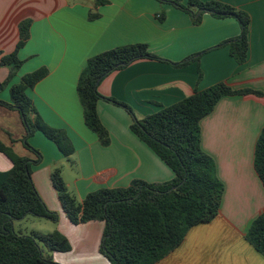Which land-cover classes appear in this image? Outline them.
I'll return each mask as SVG.
<instances>
[{
  "label": "crops",
  "instance_id": "obj_1",
  "mask_svg": "<svg viewBox=\"0 0 264 264\" xmlns=\"http://www.w3.org/2000/svg\"><path fill=\"white\" fill-rule=\"evenodd\" d=\"M216 1L250 17L248 53L242 64L227 46H219L239 34L232 17L204 13L194 24L188 12L162 0H0L1 55L14 51L19 23L30 20L29 37L17 52L22 65L0 90V101L10 103V85L45 67L47 74L25 92L42 120L64 130L74 148L71 164L42 133L27 139L41 154L39 162L31 165L33 184L46 207L58 213L46 233L58 230L70 244L69 251L50 253L55 262L110 264L99 250L104 222L71 223L51 185V170L60 168L68 190L79 201L99 188L125 187L132 179L169 181L170 168L131 131L133 116L142 118L195 89L222 82L262 94L224 96L200 121L201 149L213 159L224 188L219 212L209 222L191 227L181 243L154 264H264L263 255L245 239L251 222L264 212V188L253 165L255 143L264 127V0ZM134 43L147 44L157 58L136 59L99 83L100 95L124 103L131 111L98 100L97 113L110 137L109 144L102 146L84 124L76 92L78 75L89 57ZM193 56L197 61L190 60ZM187 59L184 66L177 65ZM8 73L7 67H0V82ZM23 135L19 113L0 104V140L19 156L35 158L23 145ZM11 166L0 153V170Z\"/></svg>",
  "mask_w": 264,
  "mask_h": 264
},
{
  "label": "trees",
  "instance_id": "obj_2",
  "mask_svg": "<svg viewBox=\"0 0 264 264\" xmlns=\"http://www.w3.org/2000/svg\"><path fill=\"white\" fill-rule=\"evenodd\" d=\"M162 1L188 12L194 24L200 23L204 13L216 18H234L239 24L238 36L219 46H227L238 64L246 61L250 23L247 12L216 0ZM159 19L163 16L159 15ZM29 27V19L21 21L14 51L0 54V67H7L9 71L7 78L0 82V90L9 84L22 65L17 52L29 37ZM197 56L190 60L197 61ZM140 58L157 57L149 52L145 43L126 44L89 57L79 72L76 92L83 121L102 146L109 144L110 137L97 113L98 100L107 99L131 111L124 103L100 95L97 87L109 73ZM188 62L189 59L177 65L184 66ZM46 74L45 67L24 74L18 83L9 87L11 102L0 101L1 105L19 113L24 127L23 145L35 154V158L19 156L0 140V153L12 164L10 169L0 170V264H59L50 253L70 250L67 238L58 230L22 234L12 227L14 220L29 214L52 221L58 219V213L46 207L31 179V165L39 162L41 154L27 139L35 132L42 133L73 164L70 156L74 148L67 134L46 124L25 92ZM198 75H201L200 69ZM248 93L262 94L250 88L232 89L220 82L203 90L195 89L182 100L160 106L156 112L142 118L133 116L131 131L163 160L173 177L162 183L132 179L125 187L99 188L79 201L68 190L60 168L55 167L50 172V182L63 213L73 224L91 220L104 222L99 250L110 264L156 263L181 243L191 227L217 216L224 188L217 178L213 159L201 149L200 121L222 97ZM253 165L264 188V127L255 143ZM245 239L264 257V212L251 222Z\"/></svg>",
  "mask_w": 264,
  "mask_h": 264
},
{
  "label": "rangeland",
  "instance_id": "obj_3",
  "mask_svg": "<svg viewBox=\"0 0 264 264\" xmlns=\"http://www.w3.org/2000/svg\"><path fill=\"white\" fill-rule=\"evenodd\" d=\"M51 223L52 220L29 214L23 219L14 220L12 227L16 232H20L22 234H29L33 230L46 233L47 230H49Z\"/></svg>",
  "mask_w": 264,
  "mask_h": 264
}]
</instances>
